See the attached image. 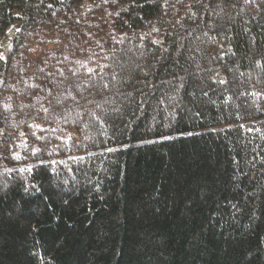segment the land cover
Returning a JSON list of instances; mask_svg holds the SVG:
<instances>
[{"label": "trees", "instance_id": "1", "mask_svg": "<svg viewBox=\"0 0 264 264\" xmlns=\"http://www.w3.org/2000/svg\"><path fill=\"white\" fill-rule=\"evenodd\" d=\"M0 264H264V0H0Z\"/></svg>", "mask_w": 264, "mask_h": 264}, {"label": "rangeland", "instance_id": "2", "mask_svg": "<svg viewBox=\"0 0 264 264\" xmlns=\"http://www.w3.org/2000/svg\"><path fill=\"white\" fill-rule=\"evenodd\" d=\"M19 23L16 22L7 30L6 35L1 41L2 55L4 56L6 51H9L13 47L14 38L18 30ZM12 30V32H11Z\"/></svg>", "mask_w": 264, "mask_h": 264}, {"label": "snow or ice", "instance_id": "3", "mask_svg": "<svg viewBox=\"0 0 264 264\" xmlns=\"http://www.w3.org/2000/svg\"><path fill=\"white\" fill-rule=\"evenodd\" d=\"M0 59H6V57H4L3 55H0Z\"/></svg>", "mask_w": 264, "mask_h": 264}, {"label": "bare ground", "instance_id": "4", "mask_svg": "<svg viewBox=\"0 0 264 264\" xmlns=\"http://www.w3.org/2000/svg\"><path fill=\"white\" fill-rule=\"evenodd\" d=\"M11 32H12V30H11Z\"/></svg>", "mask_w": 264, "mask_h": 264}]
</instances>
